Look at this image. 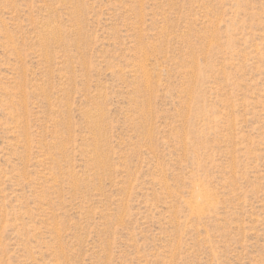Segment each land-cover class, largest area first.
<instances>
[{
    "label": "rangeland",
    "instance_id": "obj_1",
    "mask_svg": "<svg viewBox=\"0 0 264 264\" xmlns=\"http://www.w3.org/2000/svg\"><path fill=\"white\" fill-rule=\"evenodd\" d=\"M0 264H264V0H0Z\"/></svg>",
    "mask_w": 264,
    "mask_h": 264
}]
</instances>
